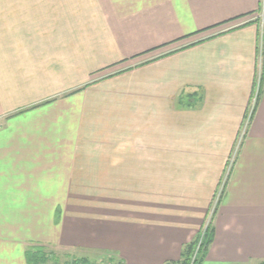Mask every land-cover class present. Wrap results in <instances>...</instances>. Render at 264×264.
<instances>
[{
	"label": "crops",
	"instance_id": "obj_1",
	"mask_svg": "<svg viewBox=\"0 0 264 264\" xmlns=\"http://www.w3.org/2000/svg\"><path fill=\"white\" fill-rule=\"evenodd\" d=\"M261 6L0 0V264L264 262Z\"/></svg>",
	"mask_w": 264,
	"mask_h": 264
},
{
	"label": "built area",
	"instance_id": "obj_2",
	"mask_svg": "<svg viewBox=\"0 0 264 264\" xmlns=\"http://www.w3.org/2000/svg\"><path fill=\"white\" fill-rule=\"evenodd\" d=\"M259 17H260V24L259 25H260V29H261V38H263V36H264V0H262V6H261L260 11H259ZM255 101H256V94L254 96V100L252 102V105H250L248 116L246 117L245 127H244L245 129H246V127H247V125H248V123H249V121L251 119V115H252V112H253V109H254V106H255ZM234 161H235V157L232 156L230 158V160H229L226 176H225V178H224V180L222 182V185H221L218 193L215 196L216 198H214V202H213L212 208H211V214H210V217H209V219L207 221V224H206L207 226L211 222L212 215H213L214 210L216 208L215 206L218 204V202L220 200L222 191H223L224 186H225L226 181H227V177H228L227 175L230 172ZM207 226H205V227H207ZM200 243H201V240L199 241V243H198V245L196 247V250H195V253L193 255V259H192L191 264H193V262L195 260V257L197 255ZM36 264H122V262L119 261V260H114L113 258H111V256L108 255L107 257H105L103 260H101L98 263H89L85 259H83L81 257H78V256L62 257V256H59V255L55 254L54 252H49V254L47 255V257L45 259L40 260Z\"/></svg>",
	"mask_w": 264,
	"mask_h": 264
},
{
	"label": "trees",
	"instance_id": "obj_3",
	"mask_svg": "<svg viewBox=\"0 0 264 264\" xmlns=\"http://www.w3.org/2000/svg\"><path fill=\"white\" fill-rule=\"evenodd\" d=\"M215 211L216 208L214 210V213ZM212 219L213 217L211 218V222L208 224L205 230H203L202 233H200L196 238L184 245L181 251V260L179 261V264H191L193 255L200 240L201 243L193 264H199L204 258L214 238V228L212 226ZM27 254L29 260L31 261V264H36L40 260L45 259L49 252H47L44 248L36 247L28 250ZM260 264H264V262H261Z\"/></svg>",
	"mask_w": 264,
	"mask_h": 264
},
{
	"label": "rangeland",
	"instance_id": "obj_4",
	"mask_svg": "<svg viewBox=\"0 0 264 264\" xmlns=\"http://www.w3.org/2000/svg\"><path fill=\"white\" fill-rule=\"evenodd\" d=\"M240 143V142H239ZM238 149H239V147L238 146H236V149H235V151H234V153L232 154V156H234L235 157V159H236V156H237V154H238ZM231 156V157H232ZM230 157V158H231ZM214 198H216V197H214ZM215 207H217V205L215 206ZM212 208V207H211ZM206 224H207V222H206ZM204 225V227H203V229H202V231H201V233L203 232V230H205V226H207V225ZM60 251V250H59ZM55 254H57V255H59V256H62V257H66V256H78V255H75L76 254V252H74V254H73V252H70L68 255H66V256H64V254L65 253H60V252H55ZM67 254V253H66ZM79 257V256H78ZM90 260V259H89ZM91 261V260H90Z\"/></svg>",
	"mask_w": 264,
	"mask_h": 264
}]
</instances>
